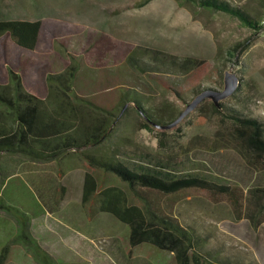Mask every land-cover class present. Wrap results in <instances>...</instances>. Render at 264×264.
<instances>
[{"label": "rangeland", "instance_id": "obj_1", "mask_svg": "<svg viewBox=\"0 0 264 264\" xmlns=\"http://www.w3.org/2000/svg\"><path fill=\"white\" fill-rule=\"evenodd\" d=\"M141 1L6 0L8 6L0 0V19L16 16L19 8L22 19L43 23L37 67L30 77L38 91L43 89V69L63 72L71 54L86 69L95 71L99 80L98 58L111 69L123 68L128 53L153 49L208 61L217 72L204 86L218 91L224 90L225 73L242 76L238 91L222 102L264 118V0H225L256 18L263 26L260 31L185 0H153L137 8ZM126 5L131 9L117 14ZM240 43L243 47L231 58ZM128 72L139 80L157 108L184 107L151 79ZM103 94L97 91V97ZM206 108H197L181 124L186 130L183 139L156 134L143 137L140 119L127 109L109 146L132 167L157 170L169 163L175 174L213 176L227 182L230 189L238 186V206L234 196L200 189L152 198L173 205L179 221L206 236L207 247L220 258L264 264V197L260 192L247 197L249 190L264 187V156L236 139L232 122L221 114H208ZM5 175L12 177L4 181ZM85 175V170L77 169L59 178L55 162L0 158V253L10 242L6 264H44L45 255L52 264H173L170 255L148 245L130 249L125 225L100 212L97 201L83 203ZM112 185L121 186L114 180ZM7 205L13 207L10 212L1 209ZM19 215L30 220L37 217L27 231L43 253L18 240L21 226L15 216Z\"/></svg>", "mask_w": 264, "mask_h": 264}, {"label": "trees", "instance_id": "obj_2", "mask_svg": "<svg viewBox=\"0 0 264 264\" xmlns=\"http://www.w3.org/2000/svg\"><path fill=\"white\" fill-rule=\"evenodd\" d=\"M151 1L143 0L136 7H145ZM185 1L200 9L228 14L254 31L263 29L256 18L225 0ZM2 2L8 4L6 0ZM129 5L122 6L117 14L131 9ZM20 10L13 14L16 16L0 19V157L20 156L41 163L55 162L59 178L73 170H85L83 203L97 201L100 212L125 225L130 249L148 245L170 255L173 264H252L220 258L218 252L207 247L206 236L179 221L173 205H162L152 198L200 189L234 196L237 205L238 186L230 189L227 182L213 176L175 174L169 163H162L157 170L132 167L121 161L109 146L130 108L140 119L143 137L156 134L159 138L171 135L183 139L186 130L181 124L186 123L187 118L171 130L165 128L173 124L202 91L215 90L204 85L213 80L217 68L204 59L178 58L144 49L128 53L123 68L111 69L102 62V57L98 58L100 61L95 66L100 73L98 80L93 75L95 71L86 69L83 62L71 54V62L63 72L52 67L43 69V89L38 91L30 77L37 67L43 23L22 19ZM242 47L243 44H237L231 58H235ZM128 71L151 79L154 85L182 102V110L154 106L139 80ZM239 78L243 81L242 76ZM98 90L104 93L100 97H97ZM206 106L208 114H221L232 122L237 140L264 156L263 117L223 102L218 109L211 100H205L198 109L204 110ZM105 146L109 147L108 151L104 150ZM11 177L5 175L3 180L9 181ZM113 180L121 186L112 185ZM6 184L2 188L5 189ZM258 192L264 197V187L249 190L247 197ZM1 209L10 212L13 207L7 205ZM21 216H15L21 226L18 240L25 247L43 253L27 231L30 222L37 217L30 220ZM9 243L1 250L0 264H6ZM42 259L44 264H52L46 255Z\"/></svg>", "mask_w": 264, "mask_h": 264}, {"label": "water", "instance_id": "obj_3", "mask_svg": "<svg viewBox=\"0 0 264 264\" xmlns=\"http://www.w3.org/2000/svg\"><path fill=\"white\" fill-rule=\"evenodd\" d=\"M241 80L238 76L232 75L230 73H225L223 77L224 90H205L197 95L189 104H187L184 111L179 115L177 120L166 127L165 129L171 130L179 125L184 119L187 118L194 110H196L201 103L205 100H211L213 104L221 109L220 103L234 95L235 92L241 87Z\"/></svg>", "mask_w": 264, "mask_h": 264}, {"label": "crops", "instance_id": "obj_4", "mask_svg": "<svg viewBox=\"0 0 264 264\" xmlns=\"http://www.w3.org/2000/svg\"><path fill=\"white\" fill-rule=\"evenodd\" d=\"M3 157H5V156H3ZM3 157H0V158H3Z\"/></svg>", "mask_w": 264, "mask_h": 264}]
</instances>
